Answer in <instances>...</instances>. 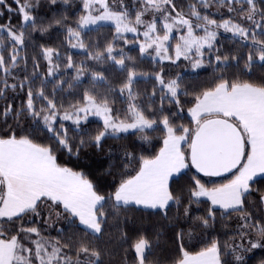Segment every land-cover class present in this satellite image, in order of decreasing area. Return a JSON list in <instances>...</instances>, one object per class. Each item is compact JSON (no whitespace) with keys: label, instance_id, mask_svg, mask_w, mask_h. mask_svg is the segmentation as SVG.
Here are the masks:
<instances>
[{"label":"snow or ice","instance_id":"snow-or-ice-1","mask_svg":"<svg viewBox=\"0 0 264 264\" xmlns=\"http://www.w3.org/2000/svg\"><path fill=\"white\" fill-rule=\"evenodd\" d=\"M253 260L264 0H0V264Z\"/></svg>","mask_w":264,"mask_h":264},{"label":"trees","instance_id":"trees-1","mask_svg":"<svg viewBox=\"0 0 264 264\" xmlns=\"http://www.w3.org/2000/svg\"><path fill=\"white\" fill-rule=\"evenodd\" d=\"M257 255H260L259 250L257 251ZM251 264H255V260H253V261L251 262Z\"/></svg>","mask_w":264,"mask_h":264}]
</instances>
